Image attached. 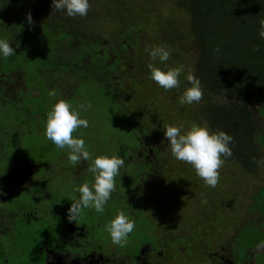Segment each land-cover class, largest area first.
Returning <instances> with one entry per match:
<instances>
[{"label":"rangeland","instance_id":"1","mask_svg":"<svg viewBox=\"0 0 264 264\" xmlns=\"http://www.w3.org/2000/svg\"><path fill=\"white\" fill-rule=\"evenodd\" d=\"M41 3L43 5H40L36 15L34 14L37 23L44 22L52 26L61 23V27L76 38L73 43H76L78 38L87 41L90 36L94 39L98 36L93 33L98 32L97 34L103 36L102 42L99 43L100 48L111 44L118 49L122 48L124 43L120 39L124 30L122 24L119 26L113 18L116 17V11L124 10L127 3L131 4L130 7L134 8L137 14L145 15L142 21L145 30L141 37L137 38L140 39L138 47L143 45V49H137L140 53L136 58L131 49L122 52L119 58L120 68H117L113 82L115 87H120L118 100L121 109L115 104L116 95L107 94L96 85L92 77L79 75L80 71L76 77L78 80L73 81L75 76L70 71L69 74L73 76L69 78L71 84L63 83L60 78L68 76V71L53 63L43 69L41 65L44 61L40 54H34V59L25 57L26 59L21 61L25 72V86L19 75L14 76V81L10 83L0 81V128H7L2 133L0 131V191L3 195H8L7 200L18 202L17 206L23 203L22 213L31 210L26 209L25 202L30 203L32 207L35 204L43 206L46 209L47 221L42 223L48 228L56 222L49 221V218L59 220V228L67 223L84 226L85 233L89 235L90 240L95 241L92 245L97 246L100 255H120L127 264L132 263L130 259L135 254L142 253L143 247H148L153 257L159 254L160 246L165 243L169 244V250L180 261L176 263L170 257L168 260L166 255L160 260L163 264H166L165 260L168 264H172L169 261L174 264H218L222 257L221 264L231 260L234 264H264V251H257L256 248L258 243L264 242V147L253 144L259 155L257 161L247 163L250 166L225 161L219 170L220 181L215 188L205 185L190 165L173 158L167 147L164 136L166 126L182 125L187 130L192 124H206L204 119H200L202 122H194V117L198 116L195 110L198 103L187 105L179 102L185 89L182 87L184 82L190 85L186 77L194 76V65L200 58L199 52L192 48L194 45H191V36H183L191 27L190 15L179 7L174 6L177 9H172L174 0H112L108 9H104V3L100 2L102 5H97L96 15H92L91 20H87L86 16L74 17L80 26L83 25L76 27L72 17H67L52 7V0ZM161 4L164 5L163 8ZM89 13L90 10L88 15ZM99 18L102 20L100 24ZM94 23L100 28L95 29ZM13 24L16 26L18 22ZM167 24L170 26L167 27ZM45 26L47 25L40 26L37 30ZM37 30L32 32L36 33ZM13 33L18 35L14 31ZM155 45H166L170 48L172 56L165 64L159 61L152 63L151 59L142 54L143 51L148 53L146 49ZM112 55H108L109 59L114 57ZM208 55L211 60L218 62L219 56L232 59L233 54L217 47L209 49ZM175 62L183 65L181 88L166 91L149 80V64L170 68L178 66ZM3 65L0 61V67ZM39 69L52 71L48 74L51 82L40 78ZM243 74V71L239 70L232 75L231 86L234 91L241 87L244 88L243 91H247L248 83L244 81ZM61 80L62 83H54ZM79 81L80 84L74 88ZM53 91L55 96L50 95ZM60 99L70 102L76 110L81 111V118L89 121L87 129L80 128L73 136L82 137L94 156L121 157L127 150H135L132 154V165H149L148 173H138L139 177L137 173L130 172L134 167L126 166L124 173L116 177V190L105 206V211L96 213L94 209H86L76 223L68 220L72 197L78 196L75 190L81 184L94 183V177L88 171L90 161L73 165L67 159L68 152L56 147L44 135L46 121L42 114L47 116L51 106ZM216 100L222 101L219 97ZM88 103L92 105L91 109L80 110L81 104ZM157 103L161 105V110L164 109V114L153 111ZM123 110L130 112L135 118L134 125L138 130L144 131V134L139 136L140 142L131 138L130 121L123 117ZM251 110L255 119V116H258L257 107L251 106ZM187 113L192 116L191 119L186 118ZM259 113L264 120L263 114L260 111ZM212 117L214 122L216 120L214 131L233 134L234 140L230 147L234 155H240L243 141L236 137L242 133L231 127L235 124L226 116L220 119ZM256 121L261 124L260 118L256 117ZM261 125L258 130L264 132V125ZM254 134L253 142L259 139L260 144L262 138H257V133ZM119 141L127 150H119ZM153 149L156 151L153 152ZM146 160H150L149 164ZM11 171L22 173L18 181L22 184L24 192L20 195L12 191L13 188L19 190L14 183L11 185ZM124 175L126 179L122 180ZM132 176L134 180L130 181ZM18 181L15 182L19 184ZM135 201L142 205L146 203L148 218L143 219L135 211L139 205ZM58 203L66 208L60 207ZM120 210L136 221V229L130 234L129 242L123 248L111 242L107 231L108 223ZM21 212H15L14 220L8 219L9 226L2 231L4 239H0V243L4 247L0 248V255L4 257V261L0 264H37L44 260V252L51 250L52 245L49 249L51 243L49 244L48 240L37 239L34 231L41 230L38 224L25 223L21 219ZM196 220L201 221L195 222ZM167 233L172 237L166 236ZM81 246L75 247L74 250L78 252L81 248L79 253L86 254L88 251L83 250ZM58 249L63 252L62 247ZM147 259L145 258L146 261ZM152 261L151 258V263Z\"/></svg>","mask_w":264,"mask_h":264},{"label":"trees","instance_id":"2","mask_svg":"<svg viewBox=\"0 0 264 264\" xmlns=\"http://www.w3.org/2000/svg\"><path fill=\"white\" fill-rule=\"evenodd\" d=\"M42 1L45 0H0V38L9 39L15 50L14 56L1 58L0 60L4 63L0 67V81L10 83L14 81V76L19 75L25 86V72L21 66V61L25 60V57L34 59V54H40L42 55L41 59L44 61L41 65L43 69L53 63V65L61 66L68 71V76L65 75L66 77L60 78L64 82L61 80L54 83L63 82L66 85H70L69 78L75 76L73 77V81L78 80L76 77L78 71H80L79 75L92 77L96 85L104 92L109 95H116L115 104L121 109V104L118 100L120 87L114 86V74L117 68H120L119 58L122 52L131 49L135 52L134 58H136L140 51H142L143 45L138 47L140 39L137 40V38H140L145 30L142 24L145 15L137 14L136 10L131 8V4L128 3L124 6V10L116 11V17L113 19L117 20L116 23L118 22L119 26L121 23L124 30V33L120 34V39L124 42L122 48L118 49L114 45L111 46V44L107 46L103 45L100 48L99 43L102 42L103 36L101 37L97 34L98 32L93 33L94 36H98L94 37V39H91L90 36L87 41L78 38L76 43H73L76 38L64 30L61 27V23L53 26L44 22L37 23L35 12L40 5H43ZM111 1L98 0L97 2V0H90V15L86 16L87 20L92 19L96 15L97 5H102L100 2L104 3V9H108L111 5L109 2ZM172 6V9H177L174 6L179 7L190 15L191 27L188 33L183 34V36H191V45H194L192 48H195L200 54V58L197 59L198 61H195L194 76L199 79L203 89V98L196 105L195 110L198 116L197 118L194 117V122L198 123L200 119H204L206 124L203 126L215 132L217 130L214 131L213 127H215L216 120L214 122L212 116H215L216 119L226 116L229 121L235 124V126L231 124V127L234 130L238 129L242 133L236 138H240L243 141V148L241 145L240 149L242 153L240 155H234L233 153L232 157L226 161L241 166H250L247 163H251L254 160L257 161L259 155L257 148L253 144L264 147V132L262 131V133L258 130L262 127L261 124L264 125V120L259 113L260 111L264 116V39L260 37V32L264 29V0H174V5L172 4ZM161 7L163 8L164 5L161 4ZM29 14L31 15V23L27 19ZM131 18H136V20H131ZM71 19L76 24V27H83V25L80 26L76 18L72 17ZM101 21L99 18L98 24ZM14 22H18V25L15 26ZM20 24L21 26H19ZM98 24L95 25L94 23L95 29L99 27ZM44 25L47 26L37 30V28ZM169 26L170 24H167V27ZM129 29L132 31H129ZM32 30H37V32L33 33ZM13 31L18 35H14ZM100 32H102V28ZM216 46L219 49L230 51L233 54L231 56L232 59H225L219 56L218 62L211 60V57L208 55L209 49L217 48ZM254 47L258 50L254 51ZM137 49H140V51ZM142 54L150 59L148 53L145 51ZM108 55L114 57L109 59ZM154 62L156 61H152V63ZM175 64L179 66L178 62H175ZM56 70L59 71L58 68ZM239 70L243 71V79L248 83L247 91H243V87L236 88L234 91L231 86V77ZM20 71L23 73L18 74ZM39 71L41 72L39 76L42 80L45 79L51 82L48 74L52 71H43L41 69ZM70 71L73 73V76L69 74ZM80 82L76 83L74 88ZM185 82L182 87L186 88L190 86L187 83L185 84ZM218 97L221 98V102L216 100ZM251 106L257 107L258 116H255V119L252 116ZM189 108L191 107L189 106ZM153 111L165 113L164 109L161 110V105L159 104L156 105ZM122 113L123 117H126L130 121L131 138L134 139L133 141H139V136L144 134V131L138 130L137 126L134 125L135 118L132 117L130 112L123 110ZM188 114H186V118L191 119L192 116ZM42 116L46 121V114H42ZM256 117L261 119L260 125L257 124ZM200 121L202 122V120ZM34 123H36V120ZM6 129L1 127V133L6 131ZM226 133L233 136L231 132ZM254 133H257V138H262L260 144L259 139L253 142ZM118 145L120 151L127 150L125 146L121 145L120 141ZM133 151L127 150L126 154L121 155L125 161V165L122 167L120 173H124L123 170L126 166V168L130 166L134 167V170L131 168L130 172L132 173H148L149 165H132ZM152 151L155 152L156 149ZM11 172L13 173V171ZM10 181L12 182L11 185L14 183L18 186L12 176ZM13 193L16 194V191H13ZM7 199L8 195L6 193L0 196V219L5 218L3 224L7 222L9 224L8 219L10 221L14 220L15 212H21L24 207L23 203L21 206H17L18 202H11ZM29 212L30 210L28 212L24 211L28 219L31 218L30 215L32 214ZM1 230L4 231L3 227H1ZM0 239H4L3 235ZM3 247L4 245L0 243V248ZM3 258L0 255V263H3Z\"/></svg>","mask_w":264,"mask_h":264},{"label":"clouds","instance_id":"3","mask_svg":"<svg viewBox=\"0 0 264 264\" xmlns=\"http://www.w3.org/2000/svg\"><path fill=\"white\" fill-rule=\"evenodd\" d=\"M52 7L68 17H85L88 15L90 0H52ZM31 23V15L27 17ZM264 39V29L260 32ZM254 51L258 50L254 47ZM152 61L165 64L171 59L172 52L166 45H155L146 49ZM15 55L12 44L6 38H0V58H8ZM149 80L166 91L181 87L180 76L183 65L170 68L148 65ZM186 79L190 86L186 87L179 98L181 104L191 105L198 103L203 98V89L199 80L188 75ZM55 96V91L50 93ZM92 105L81 104L80 110L91 109ZM89 121L81 118V111L76 110L67 100L60 99L51 106L46 117L44 129L45 137L59 149L68 152L67 159L78 165L81 161H90L88 171L94 177V183H83L76 192L78 196L72 197L71 206L68 209V220L75 222L81 218L86 209H94L96 213H103L112 194L116 190V177L120 175L125 161L118 155L94 156L86 147L85 140L74 137L73 133L80 128L87 129ZM167 147L178 161L190 165L196 175L205 185L215 188L220 181V169L225 161L233 155L230 145L233 136L224 131L211 132L208 127L192 124L187 130L182 125H168L164 129ZM0 195L3 192L0 191ZM136 229V221L120 210L107 225V231L111 242L121 248L129 242L130 234ZM257 251H264V242L258 243Z\"/></svg>","mask_w":264,"mask_h":264},{"label":"flooded vegetation","instance_id":"4","mask_svg":"<svg viewBox=\"0 0 264 264\" xmlns=\"http://www.w3.org/2000/svg\"><path fill=\"white\" fill-rule=\"evenodd\" d=\"M2 89L1 85H0V90ZM146 159H148V157H146ZM147 164H149L150 160H146ZM22 173H12V175H9L10 178L11 176L13 177L14 182L19 180V175H21ZM138 174V173H137ZM75 175V174H74ZM140 175L138 174V177ZM126 175L123 176V178H121L122 180H125ZM134 180L133 176L130 179V181ZM19 182V181H18ZM18 184V183H17ZM22 184L19 182L18 186L16 187L19 191H17L16 189H12V191H16V194L20 195L21 192H24V189L21 188ZM136 202V201H135ZM26 203V208L31 209L29 213H32L30 215L31 218H27L26 217V213H22L21 214V219L27 223V224H31L33 222L37 223L38 226L41 228V230L39 232H35V235L37 236V239L39 240V238H41V240H48V243L50 244L49 249L51 247V250H46L44 252V260H40L37 264H127V262H124L121 258L120 255L116 256L113 254L110 255H100L97 252V246H93V244H95L94 240H90L89 235H87L85 233V227L84 226H79L73 223H67L65 224L62 228H59V224L57 222H59V220H55L53 218H49V221H56L54 222L49 228L46 227V225L42 222H46V218H45V214H46V209L43 206H37L36 204L34 205V207H32L30 205V203L25 202ZM137 203V202H136ZM143 203V202H142ZM60 207L62 208H66L65 206H63L61 203ZM139 204L137 206V209L135 211H137L141 217L144 218H148V212H147V205L146 203H144V205H142L141 203H137ZM149 209L151 210V208L149 207ZM158 214V213H157ZM151 218V216H150ZM161 219V218H160ZM5 218H1L0 219V235H2V230L1 227H3V229H5L7 226H9L8 223L3 224ZM201 220H196L195 222H200ZM66 226V227H65ZM165 229H168L164 226ZM162 231H163V227H162ZM172 233V232H171ZM230 233L232 234L233 232L230 231ZM166 236L172 237V235H170L169 233L165 234ZM230 237V236H229ZM82 244V246H81ZM82 247V249L88 251L86 254H81L79 253L80 249L78 250V252L76 250H74L75 247ZM168 243L163 244L162 246H160V250H159V254L156 256H151L150 255V251L148 247H143V251L142 253H138L135 254L134 257L132 259H130L132 261L131 264H156L161 262V264H163L164 262L160 261L162 259V257L168 255V260L169 257L171 259H174L173 261H175L176 263L179 260H177V258L171 253V251L168 248ZM58 247H62L63 252H60ZM99 247V246H98ZM145 258H148L146 261ZM151 258L153 259L152 263H151ZM159 258V259H158ZM223 257L219 260V262H217L218 264H221V262H223ZM166 264L167 260H165ZM170 263L174 264V262L169 261ZM129 264V263H128ZM225 264H234L233 261L231 260V262H225Z\"/></svg>","mask_w":264,"mask_h":264},{"label":"bare ground","instance_id":"5","mask_svg":"<svg viewBox=\"0 0 264 264\" xmlns=\"http://www.w3.org/2000/svg\"><path fill=\"white\" fill-rule=\"evenodd\" d=\"M263 262V261H262Z\"/></svg>","mask_w":264,"mask_h":264}]
</instances>
